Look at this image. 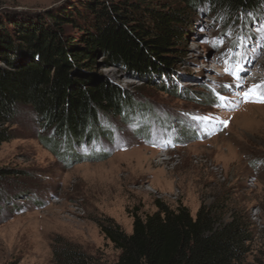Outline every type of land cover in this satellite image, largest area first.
<instances>
[{"label": "rangeland", "instance_id": "obj_1", "mask_svg": "<svg viewBox=\"0 0 264 264\" xmlns=\"http://www.w3.org/2000/svg\"><path fill=\"white\" fill-rule=\"evenodd\" d=\"M77 1L0 0V14L33 15ZM207 11L191 16L169 77L137 78L101 65L91 70L126 90L133 105L125 120L101 117L103 132L90 142L61 140L55 153L42 142L52 132L29 108L20 110L13 138L0 145V168L14 171L1 186L0 264H55L53 249L63 244L112 264L119 252L96 221L112 219L131 234L133 213H154L156 199L170 208L181 204L193 217L201 205L220 200L242 211L252 231L244 264H264V104L245 103L241 95L264 84V10L238 12L229 21ZM237 61L247 69L242 89L231 75ZM204 116L211 120L193 119Z\"/></svg>", "mask_w": 264, "mask_h": 264}, {"label": "trees", "instance_id": "obj_2", "mask_svg": "<svg viewBox=\"0 0 264 264\" xmlns=\"http://www.w3.org/2000/svg\"><path fill=\"white\" fill-rule=\"evenodd\" d=\"M170 2L159 8L129 0H78L44 13L0 16V61L8 66H0V145L13 138L10 129L22 108L52 132L42 142L53 144V152L61 140L90 142L103 132L101 117L125 120L133 105L126 90L92 74L95 66L137 78L169 77L181 59L191 16L200 9L228 21L238 12L264 10V0ZM13 173L0 168V201L1 186ZM154 205L152 214L133 213L131 234L112 219L96 221L119 252L112 264H244L252 231L242 211H229L223 200L201 205L194 217L181 204L170 208L156 199ZM53 257L55 264H99L70 244L55 247Z\"/></svg>", "mask_w": 264, "mask_h": 264}, {"label": "snow or ice", "instance_id": "obj_3", "mask_svg": "<svg viewBox=\"0 0 264 264\" xmlns=\"http://www.w3.org/2000/svg\"><path fill=\"white\" fill-rule=\"evenodd\" d=\"M237 56H239L241 59L243 58L244 54L243 53H237ZM225 63H227V61H225ZM247 69L245 68V66L241 63H239V61L236 62L235 65V71H233L231 73V75L233 76V79L236 81L235 87L237 88H243L242 84L240 83L242 77H241V73L246 72ZM227 87V86H225ZM241 95L244 99L245 103H262L264 104V84H253L250 88H248L247 91H243L241 92ZM226 98L224 96L220 97L221 101H224ZM194 120H196L197 122L203 120L205 122L211 120L210 116H204V117H193ZM217 123L223 124V126L225 128L228 127V121L227 120H218L216 121ZM171 143V142H170Z\"/></svg>", "mask_w": 264, "mask_h": 264}, {"label": "built area", "instance_id": "obj_4", "mask_svg": "<svg viewBox=\"0 0 264 264\" xmlns=\"http://www.w3.org/2000/svg\"><path fill=\"white\" fill-rule=\"evenodd\" d=\"M167 150H170L169 148H167L166 150H164L163 152H166ZM217 171V169H216ZM221 177V174L219 175ZM251 220L254 221L255 223H257V217H258V210L257 209H254L252 212H251Z\"/></svg>", "mask_w": 264, "mask_h": 264}, {"label": "water", "instance_id": "obj_5", "mask_svg": "<svg viewBox=\"0 0 264 264\" xmlns=\"http://www.w3.org/2000/svg\"><path fill=\"white\" fill-rule=\"evenodd\" d=\"M1 14H3V13H1ZM1 14H0V16H1ZM20 14V13H19ZM26 14H28V13H26ZM21 15H25V14H21Z\"/></svg>", "mask_w": 264, "mask_h": 264}]
</instances>
